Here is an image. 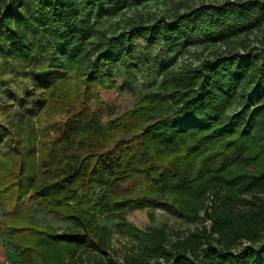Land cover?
<instances>
[{
  "label": "trees",
  "instance_id": "trees-1",
  "mask_svg": "<svg viewBox=\"0 0 264 264\" xmlns=\"http://www.w3.org/2000/svg\"><path fill=\"white\" fill-rule=\"evenodd\" d=\"M2 1L0 26L7 25L10 53L17 50L34 57L36 45L28 39L27 28L19 21L9 28L20 15L19 7H27L25 1L54 54L50 66H42L36 74L32 97L40 99L53 90L64 97L75 85L82 103L56 136L42 141L37 164L36 144L27 143L24 150L29 153L23 155L20 131L0 122V143L5 146L0 155L6 153L7 161L17 153L19 158L18 168L7 170L0 179L2 223L8 237L18 238L14 243L19 261L11 264H21L33 249L45 259L48 252L41 248L45 242L29 240L28 234L35 230L65 245L70 256L81 246L105 251L111 235L98 228L100 214L121 217L125 209L163 206L199 219L209 189H224L210 213V230L203 225L176 240L172 248L162 232L139 231L147 237L142 264H264V197L257 193L264 192V35L258 47L245 52L234 47L195 67L166 70L160 92L148 93L144 102L123 114L126 125L105 121L101 112L90 108L92 98L103 103L100 91L117 87L110 66L130 54L136 35L170 45L199 31L206 40L224 42L254 23L264 25V0L203 4L186 12L182 20L131 23L98 42L91 40L97 16L119 13L126 0H11L5 9L6 0ZM46 70L49 79L42 80ZM237 95L243 99L242 107L229 115L226 110ZM230 149L236 158L227 164ZM221 153L225 156L215 165ZM120 181H133V193L116 191ZM28 188L39 197V209L68 218L69 228L57 232L37 223L31 209L14 211ZM246 193L254 198L247 199ZM240 201L250 203L249 208L236 211ZM123 223L136 229L126 220ZM243 241L249 243L241 245ZM65 256L64 252L52 255L53 262L47 264H73L65 262ZM32 264L38 263L32 260Z\"/></svg>",
  "mask_w": 264,
  "mask_h": 264
},
{
  "label": "rangeland",
  "instance_id": "rangeland-1",
  "mask_svg": "<svg viewBox=\"0 0 264 264\" xmlns=\"http://www.w3.org/2000/svg\"><path fill=\"white\" fill-rule=\"evenodd\" d=\"M226 1L228 0H126L117 14L111 16L93 14V16H97V22L91 40L98 42L101 40L98 39L99 37L110 36L123 29H128L131 23L148 25L163 22V20L169 23L173 20H182L181 17L186 12L190 13L203 4L221 5ZM3 2L0 0V5ZM10 4L11 0H6L3 9L9 7ZM23 4L27 7H19L20 15H17V21L12 22L9 28H15L19 21L20 25L27 28L28 39L36 45V49L33 58L30 57V54L25 55L17 50L11 54L9 50L11 40L7 38L5 31L7 25L0 26V122L15 132L20 131L23 155L27 156L29 153L28 150H24L27 143L34 142L36 144L33 158L37 164L40 158L39 149L44 147L42 141L49 142L56 136L60 126L73 115L74 110L82 103H80L79 87L75 85L68 88L64 97L54 93L55 90L51 91V95L46 92L41 96L42 99L32 97L36 91L34 80L36 74L40 73L42 66H50L54 54L46 41L44 32L39 27H35L37 25L31 5L25 1ZM263 35L264 25L255 23L247 32L234 34L224 42L206 40L204 33L199 31L185 35L180 41L170 45L162 41L149 42L142 36L136 35L129 49L130 54L124 60L114 61L110 66L111 79L117 87L100 91L103 103H97V100L92 98L90 108L93 111L101 112L105 121L112 119L120 126L126 125L128 120L123 117V114L134 110L144 102L148 93L160 92V85L166 70L176 72L186 66L195 67L207 58L213 59L221 50L230 52L234 47L236 50L245 52V49L258 47ZM244 43H247L249 47L245 48ZM95 44L91 45V48ZM53 71L51 69V72ZM46 73L47 70L42 74V80L49 79L45 76ZM53 79L54 76L50 78V81ZM172 91L170 89L169 93ZM242 101L241 95H237L226 112L231 115L239 110L242 107ZM0 150H5V146L1 143ZM3 153L0 155V179L4 178V172L7 170L12 171L18 168L15 165L19 159L18 153L17 156L13 155L11 161H7V154ZM224 156L225 153L218 155L214 164L219 165ZM227 158V164L233 162L236 153L230 149L227 152ZM39 177L37 176V178ZM134 185L133 181H120L115 184L114 188L124 195L130 192L132 194ZM141 188L140 186L137 190H141ZM33 191V188H28L13 210L17 212L31 209V215L37 223L50 226L57 232L69 228L72 222L68 218L57 217L52 211L41 210L37 207L39 197ZM219 192L220 194L224 193V189L206 191L203 198L204 203L199 209L200 217L195 220L189 219L186 215L175 214L163 206H147L127 211L125 209L126 214L121 217L97 215L99 226L97 227L103 228L111 235L109 248L105 251L81 246L70 256L65 245L54 241L53 237L44 231L35 230V233L28 234L29 240L44 241L45 244L41 248L44 254L46 251L48 253L45 254V259L42 261L41 254L36 253L34 249L28 251L21 264H32V260L37 261L38 264L40 262H42L41 264L51 263L53 261L50 260V256L55 254L58 256L62 252L66 254L65 262L73 264H142V252L145 249L143 241H147V237L141 236L139 231L162 232L165 234L167 245L172 248L176 240L186 238L203 225H206L210 230L213 222L210 213L220 202ZM257 193L264 197V192ZM245 196L247 199L254 198L251 193H246ZM249 206L250 203L240 201L236 204L235 210L244 211ZM3 219L0 212V264H11L13 261H19V252L14 243V240H18V238L7 236L5 225L2 223ZM124 220L135 226L136 229L129 228L123 223ZM248 243V241H243L241 245ZM203 246L205 245L203 244Z\"/></svg>",
  "mask_w": 264,
  "mask_h": 264
}]
</instances>
